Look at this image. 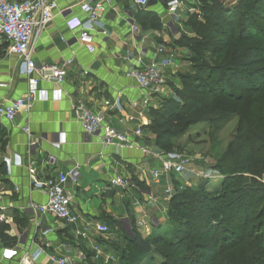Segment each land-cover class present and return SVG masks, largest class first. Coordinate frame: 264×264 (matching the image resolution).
<instances>
[{
  "label": "crops",
  "instance_id": "obj_1",
  "mask_svg": "<svg viewBox=\"0 0 264 264\" xmlns=\"http://www.w3.org/2000/svg\"><path fill=\"white\" fill-rule=\"evenodd\" d=\"M81 1L58 0L54 19L36 34L32 43L37 64L65 65L66 81L62 84L42 81L35 91L30 112H21L12 122L0 118V192L7 215L0 228V264H19L26 253L31 255L32 264H54L53 255L66 257L70 264H100L94 258L93 245H100L119 259L117 247L127 234L136 229L147 236L168 218L171 199L166 198V190L173 186L177 175L163 171L167 152H155L156 136L148 125L152 121L151 109L158 106L159 99L175 95V90L182 86L181 69L189 70L182 54L189 48L176 41V33L192 34L188 21L193 14L200 15L202 0L195 1L194 12L183 13L174 23L161 0L145 7L131 0H114L101 12L99 25L93 31L94 52L81 44L79 25L74 26L87 18L80 9ZM220 1L233 5L240 0ZM162 47L177 53L181 67L167 69V85L160 92L144 91L126 74L132 68L159 60ZM32 89L19 72L18 59L6 54L0 45V102L22 97ZM80 99L101 111L105 121L127 131L135 145L104 147L99 142L101 132L87 135L72 108ZM117 100L137 121H120ZM139 124L143 126L142 137L134 134ZM25 126L35 134L50 135L51 140L37 155L40 176L69 170L77 173L78 181L69 180L65 185L73 197L71 211L77 218L75 223L30 207L32 202L45 203L47 197L31 186L30 170L26 166ZM60 132L65 133L63 144H58ZM190 134L185 142H201L202 131H196L192 138ZM15 154L22 155V166L14 164ZM51 154L56 156L55 163L44 166ZM200 156L195 154V158ZM119 176L129 182L127 187L114 184ZM98 223L109 227V235L95 230ZM27 228L31 229L27 242L18 243L16 235ZM83 231L89 235L84 237L80 234Z\"/></svg>",
  "mask_w": 264,
  "mask_h": 264
},
{
  "label": "trees",
  "instance_id": "obj_2",
  "mask_svg": "<svg viewBox=\"0 0 264 264\" xmlns=\"http://www.w3.org/2000/svg\"><path fill=\"white\" fill-rule=\"evenodd\" d=\"M200 12L188 21L192 34L176 40L186 39L193 55L182 86L151 109L148 128L160 149L173 152L181 147L175 138L197 124L206 123L212 138L237 115L215 167L225 182L254 183L174 193L170 225L147 236L133 229L110 264H264V0H202Z\"/></svg>",
  "mask_w": 264,
  "mask_h": 264
},
{
  "label": "built area",
  "instance_id": "obj_3",
  "mask_svg": "<svg viewBox=\"0 0 264 264\" xmlns=\"http://www.w3.org/2000/svg\"><path fill=\"white\" fill-rule=\"evenodd\" d=\"M114 0H82L80 9L87 15L86 21H79L74 24L79 25V41L90 52L96 50L95 37L93 31L97 29L100 21V14ZM140 7H145L149 0H131ZM166 7V14L171 22L174 23L177 17L183 13L194 12L196 0H161ZM58 12V0H0V45L4 46L6 54L18 59V69L29 85L34 90H30L26 95L16 99H6L0 102V118L9 122L14 121L21 112H30L35 103V91L40 88L42 81L62 84L66 81L68 71L65 65L50 64L38 65L32 47L36 34L43 30ZM73 26V27H74ZM137 31V27L133 26ZM106 35V31L102 30ZM179 31L176 33V39ZM161 58L149 62L142 68H132L127 72L128 77H132L138 83V86L144 91L160 92L167 85V69L177 70L181 67L178 57L165 48H159ZM120 113V121L135 122L136 116L126 111L119 100L115 103ZM74 114L89 136H95L101 132L99 142L104 147L116 146L125 147L135 145V141L130 137L127 131L115 127L113 124L105 121L101 111L90 107L84 100L80 99L72 106ZM28 136V158L26 166L30 170L31 186L45 194L47 201L45 203H30V207L41 213H51L59 220L67 223H75L76 216L71 211L73 197L65 188L69 180L78 181L77 173L74 170L57 171L50 176H40L37 170V155L42 150L44 144L51 140L47 133L35 134L28 126L23 127ZM136 137L143 136V126L139 124L134 129ZM66 142L65 133H59L58 144ZM163 162V171L172 172L180 175L187 169L189 159L176 151L167 152ZM14 164L22 166L24 160L22 155H14ZM56 156L48 155L43 165L53 164ZM44 174V173H43ZM117 186L127 187L129 182L119 176L114 180ZM173 195L172 187L166 190V198L171 199ZM4 205L3 194L0 192V228L7 221V215ZM100 234L109 235V227L98 223L94 226ZM31 229H23L16 237L17 242L25 244ZM87 237L88 231L80 232ZM94 258L102 264L116 262L114 253L105 251L100 245H93ZM54 264H70L64 256L53 255L51 257ZM32 257L29 253L24 254L19 264H32Z\"/></svg>",
  "mask_w": 264,
  "mask_h": 264
},
{
  "label": "rangeland",
  "instance_id": "obj_4",
  "mask_svg": "<svg viewBox=\"0 0 264 264\" xmlns=\"http://www.w3.org/2000/svg\"><path fill=\"white\" fill-rule=\"evenodd\" d=\"M183 34L184 33L180 31V33L177 35L178 38L176 40L181 38ZM185 41L187 40H182L180 42V45L184 46V43H186ZM175 54L177 55V53ZM182 54L184 55V62L186 61L189 63L190 58L193 56L190 50ZM186 71L187 69L183 67L180 72L184 73ZM173 87L174 86L171 85V90ZM171 96L172 95H170L169 97ZM158 101L160 103L161 99H159ZM238 119L239 118L237 115H231L227 117L225 119L224 129L218 133H213L212 138L209 136V126L206 123L197 124L196 126L192 127L189 130V133H192L190 134L191 138L196 134V131H202V136L200 138L202 139L200 140L201 142H185L188 137V133L175 138L174 141L176 143L183 144V146L181 145L180 148L175 149L176 152L185 155L189 159V163L187 165L188 169L185 170V172H183L182 174L175 177V181L172 186V189L174 190L173 194L190 189L196 190L197 188L202 189L203 191H207L208 193H220L223 189L226 188L234 189L238 185H249L254 183V181L249 180L248 177L240 179L238 183L225 182V175L215 167L217 163L216 156L219 154L222 155L226 151L230 140H232L233 135L236 132ZM196 153L201 154L200 158H195ZM199 161L201 163H198ZM259 179L264 182L263 176H261ZM256 208L257 206H255V209ZM168 219L169 216L167 218V221ZM167 221L163 224L164 226L170 225Z\"/></svg>",
  "mask_w": 264,
  "mask_h": 264
},
{
  "label": "water",
  "instance_id": "obj_5",
  "mask_svg": "<svg viewBox=\"0 0 264 264\" xmlns=\"http://www.w3.org/2000/svg\"><path fill=\"white\" fill-rule=\"evenodd\" d=\"M154 1H155V0H149V2L147 3L146 6L151 5ZM98 64H99V63H97L96 65H98ZM155 152H156V153H161V152H163V150L160 149L158 146H156V147H155Z\"/></svg>",
  "mask_w": 264,
  "mask_h": 264
}]
</instances>
